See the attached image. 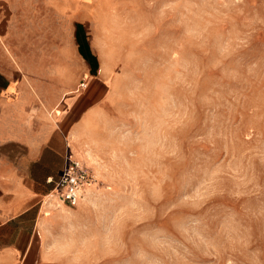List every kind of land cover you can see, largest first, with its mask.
Wrapping results in <instances>:
<instances>
[{
  "label": "rangeland",
  "instance_id": "1",
  "mask_svg": "<svg viewBox=\"0 0 264 264\" xmlns=\"http://www.w3.org/2000/svg\"><path fill=\"white\" fill-rule=\"evenodd\" d=\"M87 1L111 75L79 138L95 186L27 263L264 264V0Z\"/></svg>",
  "mask_w": 264,
  "mask_h": 264
},
{
  "label": "crops",
  "instance_id": "2",
  "mask_svg": "<svg viewBox=\"0 0 264 264\" xmlns=\"http://www.w3.org/2000/svg\"><path fill=\"white\" fill-rule=\"evenodd\" d=\"M91 3L0 0V264H29L65 158L88 162L81 130L111 88Z\"/></svg>",
  "mask_w": 264,
  "mask_h": 264
},
{
  "label": "built area",
  "instance_id": "3",
  "mask_svg": "<svg viewBox=\"0 0 264 264\" xmlns=\"http://www.w3.org/2000/svg\"><path fill=\"white\" fill-rule=\"evenodd\" d=\"M53 182V181H52ZM95 182L92 168L84 161L66 157L58 179L49 194L61 203L75 206L83 192Z\"/></svg>",
  "mask_w": 264,
  "mask_h": 264
},
{
  "label": "bare ground",
  "instance_id": "4",
  "mask_svg": "<svg viewBox=\"0 0 264 264\" xmlns=\"http://www.w3.org/2000/svg\"><path fill=\"white\" fill-rule=\"evenodd\" d=\"M92 186H95V185H92ZM92 186L88 187V188L86 189V191H87L88 189H90Z\"/></svg>",
  "mask_w": 264,
  "mask_h": 264
}]
</instances>
